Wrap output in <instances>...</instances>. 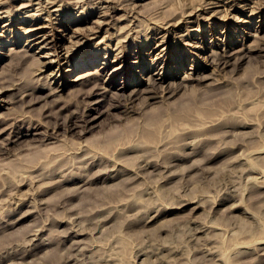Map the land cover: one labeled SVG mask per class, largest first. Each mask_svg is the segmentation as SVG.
<instances>
[{"label": "rangeland", "instance_id": "rangeland-1", "mask_svg": "<svg viewBox=\"0 0 264 264\" xmlns=\"http://www.w3.org/2000/svg\"><path fill=\"white\" fill-rule=\"evenodd\" d=\"M120 1L0 0V84L10 87L0 90V264H264V0ZM224 2L236 4L229 16ZM257 3L261 12L252 16L248 6ZM132 24L131 32L121 31ZM168 28L163 42L159 36ZM30 32L37 37L28 38ZM13 48L27 50L24 65L31 68L14 66L7 56ZM96 54L98 87L120 92L132 83L126 93L139 90L129 104L137 112L126 113L122 105L108 110L115 97L97 107L92 101L104 97L103 89L72 82L81 68L71 64ZM178 56L183 64L173 76ZM188 73L200 81H182ZM166 74L164 85H179L167 87L162 99L145 100L153 90L148 77ZM23 80L28 87H21ZM48 82L66 84L61 97L50 93ZM218 95L228 100L221 103L220 96V104ZM165 106L190 108L180 118L160 120ZM84 107L97 109L85 112L97 117L86 132L57 127ZM18 117L53 128L51 153L66 155H52L51 144L38 141L43 128L20 125ZM10 122L18 132L6 129ZM145 129L153 131L148 144L139 139ZM123 132L130 134L128 143L126 136V144L116 146Z\"/></svg>", "mask_w": 264, "mask_h": 264}, {"label": "bare ground", "instance_id": "bare-ground-1", "mask_svg": "<svg viewBox=\"0 0 264 264\" xmlns=\"http://www.w3.org/2000/svg\"><path fill=\"white\" fill-rule=\"evenodd\" d=\"M105 1V0H104ZM110 1V0H109ZM122 1V0H121ZM120 1V2H121ZM130 1H132V0H130ZM205 1V0H204ZM204 1H203V3H204ZM112 2V1H111ZM51 3H53V2H51ZM125 3V2H124ZM130 4H131V2H129ZM108 4V3H107ZM118 4H120V3H118ZM117 4V5H118ZM122 4V3H121ZM207 4H211V3H207ZM214 4V3H213ZM252 4H253V2H252ZM258 4V3H257ZM125 5V4H124ZM218 5V4H217ZM238 5H240V4H238ZM247 5H249V3H244V4H242V6H238V7H245V6H247ZM122 6H123V4H122ZM128 6H130L129 4H128ZM221 6H223L224 7V12H226V14L228 15V14H230V11H231V9H236L234 6H236V4H235V2H233L232 4H226V2H224V3H222V5ZM261 6V5H260ZM259 6V4H258V6L256 5L255 7H253V6H248V8L250 7V11H251V15L252 16H254V15H256V14H259L260 12H261V10H260V7ZM24 7V6H23ZM115 7V6H114ZM113 7V8H114ZM125 9H127L125 6H123ZM122 7V8H123ZM194 7H196V5L194 6ZM226 7V8H225ZM234 7V8H233ZM105 8H107V7H105ZM112 8V7H111ZM116 8H118V7H116ZM57 9H59L58 7L56 8V10ZM109 9H110V7H109ZM108 9V10H109ZM121 9V8H120ZM130 10H132V8H129ZM193 9V8H192ZM201 9V8H200ZM199 9V10H200ZM55 10V9H54ZM53 10V11H54ZM123 10V9H122ZM194 10H195V8H194ZM221 10V9H220ZM58 11V10H57ZM125 11V10H124ZM134 11V10H133ZM203 11V10H202ZM212 11V10H211ZM215 11V10H214ZM125 12H128V11H125ZM207 12H209V11H207ZM47 13V12H46ZM91 13V12H90ZM232 13V12H231ZM11 15H12V13H10ZM194 14V13H193ZM207 14V13H206ZM225 14V13H224ZM10 15V16H11ZM49 15V14H48ZM9 16V17H10ZM89 16V15H88ZM229 16V15H228ZM24 17V16H23ZM33 17V16H32ZM147 17V16H146ZM31 18V17H30ZM145 18V17H144ZM43 19V18H42ZM45 19V18H44ZM149 19V18H148ZM154 19V21H156V23L158 22V20H155V18H153ZM128 21V20H127ZM173 21V20H172ZM129 22H131V20L129 21ZM246 22V21H245ZM150 23H154L155 24V22H150ZM159 23H160V21H159ZM168 23V22H167ZM167 23H164V24H167ZM172 23V22H171ZM171 23H169V24H171ZM51 24H52V22H51ZM134 24V23H133ZM133 24H132V27H131V29H128V28H125V29H123V30H121L122 32L124 31V32H126L127 33V31L128 32H131L132 30H134L135 29V26H133ZM176 24H177V22L174 24H171V27L174 29V27H176ZM157 25V24H156ZM57 26V25H56ZM66 26H67V23H66ZM138 25H136V27H137ZM161 26V25H160ZM162 26H164V25H162ZM128 27V26H127ZM148 27V26H147ZM146 27V28H147ZM170 28V27H169ZM165 29V33L163 34V35H161V36H159V39L160 38H162V40L161 41H165V37H169V34H170V32H171V30H173V29ZM213 28V27H212ZM54 29V28H53ZM127 29V30H126ZM143 29V28H142ZM148 29V28H147ZM153 29V28H152ZM144 30V29H143ZM30 31V30H29ZM55 31V30H54ZM136 31V30H135ZM135 31H133L135 34H136V32ZM145 31V30H144ZM34 32H35V30H34ZM80 32H81V30H80ZM138 32H140V31H138ZM30 33H32V32H30ZM50 33H52L51 32V30H50ZM54 33V32H53ZM52 33V34H53ZM63 33V32H62ZM74 33V32H73ZM76 33V32H75ZM92 33V32H91ZM121 33V32H120ZM55 34V33H54ZM81 34V33H80ZM124 34V33H123ZM122 34V35H123ZM156 34V33H155ZM154 34V35H155ZM28 35V34H27ZM129 35V33L128 34H126V36L124 37V38H127V36ZM141 35V34H140ZM87 36V35H86ZM129 36H131V35H129ZM31 37H37L36 36V34H30L29 36H28V38H31ZM44 37V36H43ZM53 37V36H52ZM83 37H85V36H83ZM90 37V36H89ZM135 37L136 38H139V37H141V36H138V34L137 35H135ZM189 37V36H188ZM119 38V37H118ZM123 38V39H124ZM151 38V40H156L157 39V35L156 36H151L150 37ZM51 39V38H50ZM56 39V38H55ZM55 39H51V42L53 43V42H55L56 40ZM85 39V38H84ZM88 39V38H87ZM134 39V38H133ZM140 39V38H139ZM148 39V38H147ZM146 39V40H147ZM34 40H35V38H34ZM118 40H121L122 42H125V40H122V39H118ZM143 40V39H142ZM33 41V40H32ZM48 41V40H47ZM140 41V40H139ZM163 41V42H164ZM120 41H118L117 43H119ZM142 42V41H141ZM166 42V41H165ZM16 43V42H15ZM143 43V42H142ZM145 43V42H144ZM147 43L148 42H146L145 44L147 45ZM50 44V43H49ZM118 47H121L122 46V44L120 43V44H118L117 45ZM123 47H125V46H122V48ZM142 48H143V45L142 46H139L138 47V51H141L142 50ZM69 49H71V48H69ZM111 49V47L109 46V45H106V51H108V50H110ZM120 49V48H119ZM11 50H13V51H11ZM10 50V53L8 52V54L9 55H7V56H9V58H11V61L13 62V64H14V66L16 65H18L19 67L20 66H22V65H24L26 62H28L29 61V55L27 54V50L25 49V48H22V49H11ZM72 50V49H71ZM247 50V49H246ZM256 49H254V51H255ZM263 50V49H262ZM65 51V50H64ZM67 52H68V50H66ZM111 51H116L115 49H112ZM124 51V50H123ZM264 51V50H263ZM123 53V52H122ZM54 54V53H53ZM67 54V53H66ZM66 54H62V55H58L59 57H64V59H66L67 60V62H71V60H69V58L67 57V55ZM98 54V53H97ZM97 54L96 55H93V56H90V57H86L84 60H82V62L81 63H79V62H75L74 64H71V67H73V66H76L77 67V69H75L76 71L77 70H79V68H81L80 69V71H81V73H79V75H77V77H76V79L75 78H73V81L72 82H74V83H77V85L78 86H81V87H84V86H92V90H93V87L94 88H100V86L98 87V85H99V83H100V81H99V71H98V69H95L93 66L95 65V63H97V61H99L100 59H98V56H97ZM214 54V53H213ZM212 54V55H213ZM264 54V53H263ZM54 55H56V54H54ZM64 55H66V56H64ZM125 55H126V53L124 52L123 53V55L120 57V58H122V57H125ZM149 54L147 53L146 55L145 54H141L140 56H145V57H147ZM242 55H243V53H242ZM117 56H119V55H117ZM177 56V55H176ZM208 56H210V55H208ZM215 56V55H214ZM245 56V55H244ZM114 57H115V55H114ZM179 57V56H178ZM207 57V56H206ZM179 58H181V60H182V62H181V64L180 65H178V67H176L177 68V71L174 73L173 72V76H177V73H179L180 71H181V67H182V64H183V56H181V57H179ZM240 58V57H239ZM243 58V57H242ZM262 57H260V59H261ZM57 59V58H56ZM224 59V58H223ZM110 60V59H109ZM241 60V59H240ZM243 60V59H242ZM52 61V60H51ZM224 61V60H223ZM222 60H221V62H223ZM226 61V60H225ZM228 61V60H227ZM38 63L40 64V62L38 61ZM50 63V62H49ZM57 63V65H59L60 66V62L59 61H57L56 62ZM111 63V62H110ZM110 63H109V65H110ZM157 63V62H156ZM175 63H177L176 61H175ZM216 63V62H215ZM224 63V62H223ZM13 64H12V66H13ZM28 64V63H27ZM26 64V65H27ZM65 64V63H64ZM99 64V63H98ZM216 64H218V62L216 63ZM215 64V65H216ZM219 64H220V61H219ZM219 64L217 65V66H219ZM225 64V63H224ZM228 65H229V63H227ZM26 65H24V66H26ZM42 65V64H41ZM156 65V64H155ZM223 65V64H222ZM27 66H29L30 67V65L28 64ZM157 66V65H156ZM161 67V66H160ZM31 68V67H30ZM190 68V67H189ZM215 69H216V67H214ZM223 68V67H222ZM17 69H18V67H17ZM35 69V68H34ZM86 69H89V72H86ZM103 70H105V69H107V66H105V67H103L102 68ZM117 69V70H116ZM114 68L113 69V71L115 70L116 72H121V70L119 69V68ZM193 70H195V68H192ZM226 69V68H225ZM14 70V69H13ZM30 70V69H29ZM33 70V69H32ZM40 70V69H39ZM125 70H126V68L124 69V72H125ZM55 71V70H54ZM59 71V70H58ZM147 71V69L145 68V71L144 72H146ZM192 71V70H191ZM220 71V70H219ZM15 72V70L13 71V73ZM17 72V71H16ZM116 72H114V73H116ZM157 72V71H156ZM190 72V71H189ZM193 72V71H192ZM33 73H35L34 71H33ZM211 73V72H210ZM213 73H214V71H213ZM16 74V73H15ZM31 75H32V73H30ZM153 74V73H152ZM161 74V72H157V74L156 75H160ZM202 74V73H201ZM214 74H216V73H214ZM217 74H218V72H217ZM12 75V74H11ZM14 75V74H13ZM171 75V76H172ZM210 75V74H209ZM208 75V76H209ZM22 76H24V75H22ZM191 75H189V73H188V75H184V77L183 78H181L182 79V81H194V80H197L198 82L200 81L199 80V76L197 75V77H199V78H193V77H190ZM12 77V76H11ZM14 77H16L17 79H20V81L22 82V80H21V78L19 77V76H17V75H15ZM68 77V76H67ZM167 77V74L163 77H160V78H155V77H148L149 78V84L152 86V88L151 89H153L152 91H149V92H147L148 93V98H146L145 100H147V99H155V98H160L162 95L164 96V93H166V92H168L166 89H167V87H170V86H176V85H179L177 82H175V81H170V83L168 84V85H164V83H165V78ZM202 77H204V75L202 76ZM207 77V76H206ZM205 77V78H206ZM44 78V77H43ZM42 78V79H43ZM46 78V77H45ZM204 78V79H205ZM211 78V77H210ZM5 79V78H4ZM11 79H13V77L11 78ZM32 79V78H31ZM34 79V78H33ZM72 79V78H71ZM102 79V78H101ZM145 79V78H144ZM159 79V80H158ZM203 79V80H204ZM5 80H10V78H7V79H5ZM4 80V81H5ZM15 80V79H14ZM49 80V79H48ZM97 81H99V83H97ZM106 81V80H105ZM105 81H103V82H105ZM18 81H15V83H11L12 85H16V83H17ZM23 82H24V80H23ZM34 82V81H33ZM37 82H38V79H37ZM39 82H40V80H39ZM41 82H42V80H41ZM46 82V81H45ZM113 82V81H112ZM111 80H109L108 82H106L108 85H111ZM47 83V82H46ZM56 83H58V82H56ZM10 84V85H11ZM18 84V83H17ZM35 84V83H34ZM37 84V83H36ZM36 84H35V87H36ZM38 84H42V83H38ZM49 84H50V82H48V84H46L47 85V88L49 87V91H50V93L51 94H53V96L54 95H56L57 97H61L62 96V94L64 93V91H65V89H66V84L65 83H62V84H58L57 86H55V87H50L49 86ZM104 83H102V85H103ZM132 83H125V85L123 86V88H121V87H119V88H121V90H120V92H113V91H110L109 89H106L105 87H101L100 89H103V91H100V94H101V92H104V97L102 98V99H100L99 98V100H98V98H97V101L96 102H94V101H92L93 103L92 104H95L97 107L99 106V105H101L102 103H104V102H106V100L108 101L109 99H112V97H115V99L117 100L116 102H114L113 104L111 103L110 105H109V109L108 110H114V109H118V108H120L119 106L120 105H122V108H124L123 109V111H125L126 113H130V112H133V108L131 107V106H129V104L134 100L133 99V97H134V92H135V90H137V89H133V90H131L128 94L126 93V89L127 88H129L130 87V85H131ZM148 84V85H149ZM158 85L159 86V88H161V90H159V92L158 91H156V88H154V86L155 85ZM189 84V83H188ZM14 85V86H15ZM24 85H26V87H28L29 85H28V82H24V84L23 85H21V87H23ZM28 85V86H27ZM185 85H187L186 83H185ZM30 86H31V84H30ZM42 86H44L45 87V85L44 84H42ZM97 86V87H96ZM107 86V85H106ZM26 87H25V90H27L26 89ZM33 87V86H32ZM44 87H41V88H39L40 90H43L44 89ZM80 87V88H81ZM220 87L221 86H219L217 89H220ZM10 88V87H9ZM7 86H1V84H0V90H2V92L3 91H5V90H7V89H9ZM30 88V87H29ZM79 88V87H78ZM86 88V87H85ZM84 88V89H85ZM91 88V87H90ZM88 89V87L86 88V89H88V90H91V89ZM16 89H18V88H16ZM22 89V88H21ZM36 89V88H35ZM35 89H33V93H34V90ZM151 89H149V90H151ZM10 90V89H9ZM19 90V89H18ZM18 90H16V91H18ZM23 90V89H22ZM22 90H20V92H22ZM32 90V89H31ZM78 90V89H77ZM76 90V92H79V91H77ZM91 90V91H92ZM117 90V89H116ZM147 90V89H146ZM30 91V90H29ZM35 91H37V90H35ZM87 91V90H86ZM86 91H84V92H86ZM139 90H137L136 91V93L138 92ZM88 92V91H87ZM96 92H98V91H96ZM145 92V91H144ZM143 92V93H144ZM28 93H30V92H28ZM32 93V94H33ZM99 93V92H98ZM157 93H160V95H156ZM26 95H32V94H27V93H25ZM91 94V93H90ZM97 94V93H96ZM224 94V93H223ZM226 94V93H225ZM21 95V94H20ZM19 95V96H20ZM93 95V94H92ZM102 95H103V93H102ZM138 95V94H137ZM143 95V94H142ZM166 95V94H165ZM168 95V94H167ZM23 96V94L21 95V97ZM55 96V97H56ZM89 96V95H88ZM139 96V95H138ZM149 96H150V98H149ZM219 96V95H218ZM221 96V95H220ZM220 96H219V99H217V97H215L216 98V100H217V102H219L218 100H220ZM225 96H227V95H225ZM27 97V96H26ZM39 96H37V98H38ZM223 99H221V100H223V101H221L220 100V102L222 103V102H224V98L225 97H223V96H221ZM92 98V97H91ZM142 98H143V96H142ZM118 99L119 100H121L122 99V101L123 102H120V101H118ZM133 99V100H132ZM161 99H162V97H161ZM38 100H40V98L38 99ZM42 100V99H41ZM40 100V101H41ZM56 100H58V99H56ZM225 100H228L227 98H225ZM4 101V100H3ZM35 101H37V99L35 100ZM34 101V102H35ZM113 101V100H112ZM29 102V101H28ZM27 102V103H28ZM33 101H31V103H34ZM60 102H61V100H60ZM219 102V103H220ZM31 103L29 102V106L31 105ZM36 103V102H35ZM77 103H79L80 104V102L78 101V102H76V104ZM87 103V102H86ZM86 103H84V106H85V104ZM220 103V104H221ZM26 104V103H25ZM25 104L23 105V107L25 106ZM68 104H71V103H68ZM76 104H74V105H76ZM83 103H81L80 105L81 106H83L82 105ZM88 104V103H87ZM91 104V105H92ZM133 104V103H132ZM27 105V104H26ZM73 105V104H72ZM217 105H218V103H217ZM80 106V107H81ZM104 106V105H103ZM102 106V107H103ZM1 107V106H0ZM68 107V105L67 106H63L62 108H64V109H66ZM69 107H72V106H69ZM76 108H78L79 109V106L77 107V105L75 106ZM74 107V108H75ZM186 108L185 109H183V108H181V109H179V108H173L174 110L173 111H171V110H169V106H168V108L165 106L164 108H166L165 110H163V111H160V113L159 114H157L156 115V117L157 118H159L160 120H162V116H164V115H166V117H171V119H177V118H180L181 116H183L186 112H187V110H188V108H190V106L188 107V106H185ZM25 108H26V106H25ZM28 108V107H27ZM61 109V108H60ZM69 109V108H68ZM67 109V110H68ZM77 109V110H78ZM83 109H85V107L83 108ZM209 108H207L206 110H208ZM69 110H71V109H69ZM68 110V111H69ZM77 110H72V112H71V115L70 116H67V118H68V120H63L62 122H56L57 123V127H60V126H66V128H67V130H69L70 128H74V127H81V128H83L82 129V131L83 132H86L87 131V128H90V127H88L89 125H90V123H91V121L93 120V118L95 117V118H97L96 116H94L93 118H88V116L90 115V114H85V112H87V113H91V112H96L97 111V109H95V108H87L86 107V111H82L83 113L82 114H80V116H76V119L75 120H72V118L74 117L73 116V114H75V113H77L76 111ZM80 110V109H79ZM78 110V111H79ZM82 110V109H81ZM81 110L79 111V112H81ZM206 110H205V112H206ZM209 110H212V109H209ZM73 111H75V112H73ZM104 111H107V110H104ZM134 111H136L137 112V110H134ZM101 112V111H100ZM103 112V111H102ZM101 112V113H102ZM121 112V111H120ZM58 113V112H57ZM97 113V112H96ZM115 113V112H114ZM206 113H209V111L208 112H206ZM56 114V113H55ZM54 115V113H52V116ZM64 115V114H63ZM132 115V114H131ZM48 116V115H47ZM46 116V117H47ZM55 116H58L57 114L56 115H54V117ZM22 117V116H21ZM51 117V116H50ZM58 117H60V116H58ZM64 118H65V115L63 116ZM148 117H150V115H148ZM23 118H24V116H23ZM53 118V117H52ZM75 118V117H74ZM18 119H20V117H18L16 120H18ZM25 119H28V117L26 116V118ZM30 120H31V118H29ZM28 119V120H29ZM54 119V118H53ZM78 119V120H77ZM92 119V120H91ZM28 120H27V122L25 121V120H23V119H20V120H18V122L20 123V125H23L24 123L27 125V123H28V128H32V129H38V127L40 128V127H44L45 126V122H43V124H44V126L40 123V122H42V121H40V122H36V121H38V120H32V121H34V122H28ZM40 120V119H39ZM55 120H56V118H55ZM13 121V120H12ZM25 121V122H24ZM58 121V120H57ZM17 122V121H16ZM16 122L15 123H12V122H10V123H12V124H8V125H10V126H8L7 124H6V126L5 127H7L6 129H8V127L11 129L10 131L11 132H18V130H16V127H18V125L16 124ZM36 122V123H35ZM66 122H70V124L68 125ZM209 124L211 125H214V123L216 122V120H214V119H210L209 121ZM54 124V123H53ZM92 124V123H91ZM56 125V124H55ZM54 125V126H55ZM26 126V127H27ZM35 126V127H34ZM47 126V125H46ZM50 126V125H49ZM53 126V127H54ZM5 127H4V130H5ZM21 127V126H20ZM51 127V126H50ZM20 129V128H19ZM22 129V128H21ZM46 130H44V128L42 129V130H44V132H41V134H39V135H41L40 137H39V143L41 144V145H48V144H51L52 142H54L55 141V139H56V136H53L55 133L53 132V131H51V129L53 130V128H49L48 130H47V127L45 128ZM3 130V129H2ZM3 130V131H4ZM16 130V131H15ZM50 130V131H49ZM3 131H1V132H3ZM23 131V130H22ZM125 131V130H124ZM5 133V132H4ZM141 135L139 134L138 136H141L142 138H140L139 137V139H140V141H141V143H143V141L145 142V143H149L148 142V140L146 139L147 137H149L148 136V134L149 135H151V133H153V131H150V130H142L141 131ZM35 134V133H34ZM33 134V135H34ZM38 134V133H37ZM125 132H123V134H121L120 136H118L117 138H115V140H113V143H115V145L116 146H120V145H125L126 143H128V138H129V135L130 134H126ZM143 134H144V136H143ZM15 135V134H14ZM24 135V134H23ZM38 135V136H39ZM122 135H125V136H122ZM9 136V135H8ZM12 136V135H11ZM16 136V135H15ZM126 136H128L127 137V142L125 143L124 141L126 140ZM20 137V136H19ZM131 137V136H130ZM17 138V137H16ZM125 139V140H124ZM138 139V140H139ZM15 140V139H14ZM18 140V139H17ZM54 140V141H53ZM8 141H10V139L8 140ZM13 141V140H12ZM23 141V140H22ZM59 141H61V140H59ZM140 141H138V142H140ZM6 142H7V140H6ZM5 142V143H6ZM11 142V141H10ZM9 142V143H10ZM17 142V141H16ZM55 143H56V141H55ZM125 143V144H124ZM160 143V142H159ZM7 144V143H6ZM40 144L39 145H37V146H40ZM157 144H158V142H157ZM241 144V143H240ZM5 145V144H4ZM158 145H160V144H158ZM235 145V144H234ZM233 145V146H234ZM242 145V144H241ZM3 146V145H2ZM53 146H54V144H53ZM231 147V148H234V147ZM235 146H237V144L235 145ZM7 147V146H6ZM48 147H49V149H47V147L45 148V149H47V151H49L50 153H51V148H53L52 147V144L49 146L48 145ZM238 147V146H237ZM236 147V148H237ZM28 148V147H27ZM4 149V148H3ZM6 149V151H7V148H5ZM4 149V150H5ZM9 149V148H8ZM57 149V148H56ZM79 149V148H78ZM127 148H125V150H126ZM238 149V148H237ZM52 150H54L55 151V149L53 148ZM128 150V149H127ZM131 150V149H130ZM130 150H128V151H130ZM1 151H3V150H1ZM46 151V153H48ZM57 151H59V149H57L56 150V152L55 153H57ZM60 151H62V150H60ZM64 151V150H63ZM60 152V154H59V152L57 153L58 155H66V153H64V152ZM83 151V150H82ZM86 151V150H85ZM87 151H88V149H87ZM5 152V151H4ZM3 152V153H4ZM91 152H93L92 153V155H107V153L106 152H104L103 154L102 153H100V152H97V151H95V150H93V151H91ZM116 152V151H115ZM114 152V153H115ZM37 153V155L40 153H38V152H36ZM46 153H43L44 155L46 154ZM53 153V154H52ZM51 154L52 155H54L55 153L54 152H52ZM68 153V152H67ZM69 153H71V152H69ZM89 153H90V151H89ZM88 152H87V154H89ZM117 153V152H116ZM243 153V151L241 152V154ZM2 154V153H1ZM4 154H7L6 152L4 153ZM42 153H41V155H43ZM49 154V153H48ZM48 154H46V155H48ZM50 154V155H51ZM56 154V155H57ZM74 154H78L77 152L76 153H74ZM86 154V152L84 153V155ZM67 155H69V154H67ZM83 155V154H82ZM114 155V154H113ZM117 155V154H116ZM119 155V154H118ZM95 177V176H94ZM109 177V176H108ZM97 178V177H96ZM109 179V178H108ZM190 204V203H189ZM194 208H196V207H193L192 208V210L194 209ZM104 220H107L106 218L104 219ZM239 243V245H240V248H241V243H242V245H243V247H246L247 245H249V243H247V245L245 246V242H244V244H243V242L241 241V243L240 242H238ZM263 243V242H262ZM242 247V248H243ZM262 249V248H261ZM73 250V249H72ZM66 258V257H65Z\"/></svg>", "mask_w": 264, "mask_h": 264}]
</instances>
